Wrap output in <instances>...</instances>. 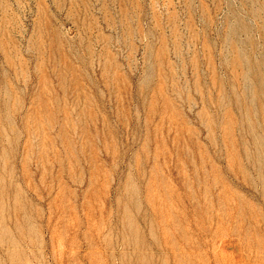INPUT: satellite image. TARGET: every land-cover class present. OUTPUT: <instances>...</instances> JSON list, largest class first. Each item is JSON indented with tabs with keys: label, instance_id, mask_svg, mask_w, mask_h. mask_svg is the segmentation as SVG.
I'll return each mask as SVG.
<instances>
[{
	"label": "rangeland",
	"instance_id": "1",
	"mask_svg": "<svg viewBox=\"0 0 264 264\" xmlns=\"http://www.w3.org/2000/svg\"><path fill=\"white\" fill-rule=\"evenodd\" d=\"M0 264H264V0H0Z\"/></svg>",
	"mask_w": 264,
	"mask_h": 264
}]
</instances>
